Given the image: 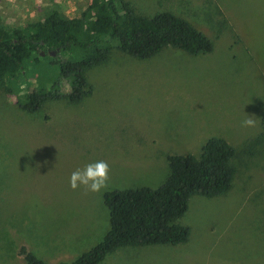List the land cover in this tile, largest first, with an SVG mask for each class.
Returning <instances> with one entry per match:
<instances>
[{
	"label": "rangeland",
	"instance_id": "rangeland-1",
	"mask_svg": "<svg viewBox=\"0 0 264 264\" xmlns=\"http://www.w3.org/2000/svg\"><path fill=\"white\" fill-rule=\"evenodd\" d=\"M125 1L137 15L185 19L213 50L193 56L168 46L144 60L114 50L86 72L89 96L69 102L62 80V97L35 113L17 104L26 89H49L39 82L45 72L11 93L0 88V264H26L22 249L47 264L73 262L109 230L106 192L158 188L169 156H199L211 138L234 148L235 174L225 194L190 197L176 219L188 241L141 248L140 263L120 248L101 264H264V0ZM90 4L0 0V23L22 28L52 11L80 18ZM246 115L255 126L243 125ZM100 160L110 167L107 187L73 190L72 172Z\"/></svg>",
	"mask_w": 264,
	"mask_h": 264
},
{
	"label": "trees",
	"instance_id": "trees-1",
	"mask_svg": "<svg viewBox=\"0 0 264 264\" xmlns=\"http://www.w3.org/2000/svg\"><path fill=\"white\" fill-rule=\"evenodd\" d=\"M168 46L193 56L213 50L208 37L170 12L146 17L135 14L125 0H91L80 18L67 19L52 11L22 28L8 30L0 23V88L11 93L29 74L40 77L45 72L48 79L39 82L49 89H26L17 104L19 109L35 113L47 101L62 97V80L68 81L70 91L63 97L80 101L89 93L85 91L86 72L105 63L114 50L148 59ZM60 54L64 60L59 59ZM261 125L264 129V116ZM235 155L225 140L211 138L199 156H169V174L158 188L106 192L103 200L109 230L89 251L61 264H99L107 254L125 246L185 244L189 229L176 219L187 211L191 196L214 198L228 192L235 174L230 164ZM20 255L26 264H47L23 249Z\"/></svg>",
	"mask_w": 264,
	"mask_h": 264
},
{
	"label": "clouds",
	"instance_id": "clouds-1",
	"mask_svg": "<svg viewBox=\"0 0 264 264\" xmlns=\"http://www.w3.org/2000/svg\"><path fill=\"white\" fill-rule=\"evenodd\" d=\"M247 116L243 125L247 127L255 126L253 116ZM110 167L106 161L100 160L87 164L83 170L77 169L70 177V187L73 190L84 188L86 191L98 193L106 188L109 182Z\"/></svg>",
	"mask_w": 264,
	"mask_h": 264
},
{
	"label": "crops",
	"instance_id": "crops-1",
	"mask_svg": "<svg viewBox=\"0 0 264 264\" xmlns=\"http://www.w3.org/2000/svg\"><path fill=\"white\" fill-rule=\"evenodd\" d=\"M131 57V56H130ZM134 58V57H133ZM108 59H109V57H108ZM108 59H107V61H108ZM137 59V58H136ZM149 59V58H148ZM140 60H144V59H140ZM107 61L105 62V63H103V64H101V65H104V64H106L107 63ZM101 65H98V66H96V67H99V66H101ZM96 67H93V68H96ZM93 68H91V69H93ZM85 77H86V75H85ZM86 81H87V79H86ZM87 84H88V82H87ZM86 90L85 91H89V93L86 95V96H89L90 94H91V89H90V87H89V84H88V87L87 88H85ZM86 96H84V97H86ZM83 97V98H84ZM54 100H58V99H54ZM54 100H52V101H54ZM69 101V100H68ZM70 102V101H69ZM146 247H148V246H146ZM120 248H130V250H127V251H125L124 253L125 254H128V256H131L132 258H133V262L135 261V262H137V263H140V262H142V257L143 256H147V253H145L146 251H140V250H142L141 248H144V247H132V246H125V247H119V248H117L115 251H113V252H111V253H109V254H107L106 256H105V258L99 263V264H101L102 262H104V260L106 259V258H108V257H110L112 254H117V256L119 255V254H121L122 252H120L119 250H121ZM134 248H136L135 250H134ZM139 248V249H138ZM112 257V256H111ZM126 261H128V259H126ZM129 262V261H128Z\"/></svg>",
	"mask_w": 264,
	"mask_h": 264
},
{
	"label": "water",
	"instance_id": "water-1",
	"mask_svg": "<svg viewBox=\"0 0 264 264\" xmlns=\"http://www.w3.org/2000/svg\"><path fill=\"white\" fill-rule=\"evenodd\" d=\"M50 54H51L52 56H54L55 53H54V52H51Z\"/></svg>",
	"mask_w": 264,
	"mask_h": 264
}]
</instances>
